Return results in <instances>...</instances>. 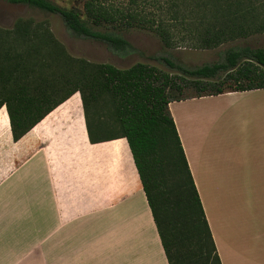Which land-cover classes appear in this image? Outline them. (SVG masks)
Returning a JSON list of instances; mask_svg holds the SVG:
<instances>
[{
  "label": "trees",
  "instance_id": "trees-1",
  "mask_svg": "<svg viewBox=\"0 0 264 264\" xmlns=\"http://www.w3.org/2000/svg\"><path fill=\"white\" fill-rule=\"evenodd\" d=\"M57 15L71 35L126 57L123 34H153L166 49H225L194 68L158 58L170 71L137 62L127 68L71 55L47 19L0 25V107L12 138L74 93L80 94L91 144L124 138L168 264H221L168 105L226 92L264 89V49L240 45L264 34V0H3ZM153 9L150 11L149 9Z\"/></svg>",
  "mask_w": 264,
  "mask_h": 264
},
{
  "label": "crops",
  "instance_id": "crops-1",
  "mask_svg": "<svg viewBox=\"0 0 264 264\" xmlns=\"http://www.w3.org/2000/svg\"><path fill=\"white\" fill-rule=\"evenodd\" d=\"M221 264H264V89L168 105ZM0 264H168L124 138L74 93L18 141L0 107Z\"/></svg>",
  "mask_w": 264,
  "mask_h": 264
},
{
  "label": "rangeland",
  "instance_id": "rangeland-1",
  "mask_svg": "<svg viewBox=\"0 0 264 264\" xmlns=\"http://www.w3.org/2000/svg\"><path fill=\"white\" fill-rule=\"evenodd\" d=\"M51 1L65 8H69L75 4V0ZM149 10L153 11L151 8ZM20 17H31L36 20L47 19L50 22L52 32L71 55L83 57L92 62L110 63L117 68H127L137 62H142L155 66L163 71H170L162 61L158 60L160 57H166L183 66L194 68L219 61L223 51L233 45L225 44L211 50H197L184 47L166 49L153 34L145 31L133 30L123 34V37L132 44L135 48V52L126 57H120L111 53L99 42L81 39L71 35L57 15L44 14L24 5H12L0 0L1 26L10 27L12 23ZM240 45L264 49V34L251 37L240 43Z\"/></svg>",
  "mask_w": 264,
  "mask_h": 264
}]
</instances>
